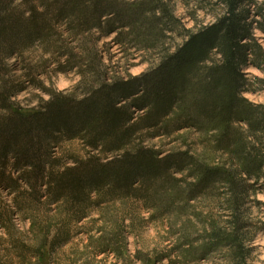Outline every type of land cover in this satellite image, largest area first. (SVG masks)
I'll return each mask as SVG.
<instances>
[{"label": "trees", "instance_id": "trees-1", "mask_svg": "<svg viewBox=\"0 0 264 264\" xmlns=\"http://www.w3.org/2000/svg\"><path fill=\"white\" fill-rule=\"evenodd\" d=\"M23 1L19 9L12 0H0V189H10L17 196L14 205L0 199L3 230L10 235L15 231L12 207L22 208L25 217L36 224L39 211L57 202L68 222L80 220L102 202L129 196L144 195L145 199H155L153 205L157 206L161 199L157 181L175 182L178 179L171 173L174 168L183 170V165L190 167L198 191L214 183L224 184L238 207L243 192L240 180L254 176L259 180L264 175V147L260 145L264 140L259 135L264 134V106H256L242 95L245 79L241 65L247 61V50L254 47L243 42L253 37L242 22V0H226L228 15L219 24L192 34L160 68L147 75L146 91L133 103L122 102L135 94L133 84L98 81L82 98L51 90L50 98L33 108H23L14 100L27 88L28 80L14 76L9 58L23 55L36 41L50 40L54 27L66 18L83 31L100 26L101 17L115 10L113 3L105 0ZM58 45L57 49L62 48ZM212 53L219 57L211 58ZM81 74L85 77V70ZM177 102L198 127L216 131L218 146L239 160V168L212 167L188 152L162 156L154 148L132 145L145 129H153L151 137L161 135L159 125ZM133 104L147 105L148 111L136 119ZM235 121L249 124L255 144L250 146L247 136L233 126ZM175 125L162 128L175 131L179 129ZM75 138L81 139L89 152L63 163L57 147L62 140ZM210 226L213 237L223 240L216 222ZM124 227L123 223L118 225L115 237L103 242L104 251L112 244L126 245ZM69 231L70 227L63 225L50 239V226L44 227L47 235L34 257L40 263L50 259L52 251L68 241ZM226 239L235 255L246 261L249 249L238 227L228 232ZM16 246L25 252L33 250L18 242ZM127 257L128 264H133Z\"/></svg>", "mask_w": 264, "mask_h": 264}, {"label": "rangeland", "instance_id": "rangeland-1", "mask_svg": "<svg viewBox=\"0 0 264 264\" xmlns=\"http://www.w3.org/2000/svg\"><path fill=\"white\" fill-rule=\"evenodd\" d=\"M105 1L112 2L115 11L103 15L100 26L80 31L66 18L54 27L50 40L36 41L23 55L9 58L14 76L28 80L27 88L14 97L17 104L37 107L50 98L51 90L82 98L89 86L98 81L133 84L135 94L122 101L133 103L146 91L147 75L160 68L192 34L219 24L228 15L226 0ZM22 2L12 0V5L20 9ZM239 11L253 37L243 42L254 45L247 50V61L241 65L245 79L242 95L260 107L264 106V0H242ZM58 44L62 48L57 49ZM216 57L219 55L211 54V58ZM84 70L85 77L81 74ZM148 108L133 104L136 119L145 115ZM174 123L179 129L162 128ZM233 126L247 136L250 146L255 144L246 121H235ZM159 127L161 135L151 137L153 129H145L132 145L154 148L162 156L188 152L212 167H240L237 158L218 146L216 131L193 123L184 113L183 104L177 102ZM259 135L264 140V134ZM260 145L264 147V141ZM88 152L79 138L62 140L56 151L63 163L83 158ZM182 168H174L171 173L178 179L175 182L157 181V186H161L157 206L153 205L155 199H145L144 195L129 196L102 202L80 220L68 222L64 208L57 202L39 211L41 217L37 214L36 224L25 217L22 208L12 207L15 231L12 229L10 235L0 227V264H128L127 256L133 264H264V175L259 180L255 176L240 180L243 192L237 207L227 186L214 183L198 191L190 167ZM16 197L10 189H0V199L8 204L14 205ZM45 215L47 219L42 217ZM213 221L224 235L223 240L213 237ZM122 223L126 245L112 244L104 251V243L115 237ZM63 225L70 227V238L52 251L50 259L40 263L33 252L46 238L44 227L50 226L49 238L53 239ZM236 227L249 249L246 261L235 255L226 239ZM17 242L33 250L25 252L16 246Z\"/></svg>", "mask_w": 264, "mask_h": 264}]
</instances>
